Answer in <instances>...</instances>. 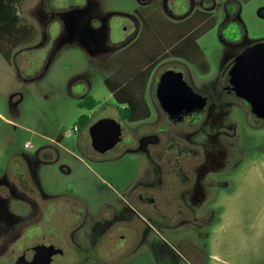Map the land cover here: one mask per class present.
<instances>
[{
  "label": "flooded vegetation",
  "instance_id": "1",
  "mask_svg": "<svg viewBox=\"0 0 264 264\" xmlns=\"http://www.w3.org/2000/svg\"><path fill=\"white\" fill-rule=\"evenodd\" d=\"M247 3L39 0L37 8L51 24L48 37L120 57L112 75L123 71L145 88L150 117L132 121L124 117V103L116 100L114 114L99 110L98 101L94 107L85 105L87 88L79 95L81 108L90 112L74 128L79 131L77 144L89 159L107 164L105 179L118 185L112 197L72 199L46 189L40 169L59 160V142L42 146L34 155L21 150L10 156L0 175V264H16L26 250L44 253L51 246L61 250L51 264H139L142 251L152 264H210L214 227L230 205L218 192L237 167L234 144L228 142L229 153L219 137L235 138L237 123L221 120L232 107H243L250 127L264 130V111L254 112L233 82L239 55L264 44V35H248L243 17ZM259 13L264 16V6ZM214 29L223 45L222 64L217 77L208 80L201 40ZM169 71L182 73L193 93L166 107L158 89ZM262 97L264 101V92ZM17 105V98L11 100L14 114ZM106 117L118 120L123 133L120 142L101 152L93 145L91 127ZM125 158L144 164H128L126 170L110 165Z\"/></svg>",
  "mask_w": 264,
  "mask_h": 264
},
{
  "label": "rangeland",
  "instance_id": "2",
  "mask_svg": "<svg viewBox=\"0 0 264 264\" xmlns=\"http://www.w3.org/2000/svg\"><path fill=\"white\" fill-rule=\"evenodd\" d=\"M38 3L24 0L20 10L23 18L36 27L35 39L19 47L10 63L0 54V175L16 152L34 155L42 146L59 142V160L40 169L46 189L65 192L72 199L112 197L118 185L114 182L113 187L106 180L107 164L92 161L79 150V131L74 128L80 125V117L90 112L80 106L79 95L85 88L99 102V110L115 114L118 105L105 78L112 75L120 57L98 54L78 41L48 37L51 24H47V13L37 8ZM263 6L264 0H248L244 5L243 17L251 38L264 35V16L259 13ZM201 43L209 65L204 79L213 80L222 64L223 45L215 29ZM16 98L14 114L11 100ZM221 121L237 123L235 138L219 136L223 150L231 151L228 142L234 144L237 167L218 192L230 205L214 227L216 244L210 264H264V130L250 127L243 107H232ZM68 131L72 132L70 137L66 136ZM28 141L33 145L30 148L25 147ZM128 164L140 166L144 160L125 158L110 165L126 170ZM139 264H152L143 251Z\"/></svg>",
  "mask_w": 264,
  "mask_h": 264
},
{
  "label": "water",
  "instance_id": "3",
  "mask_svg": "<svg viewBox=\"0 0 264 264\" xmlns=\"http://www.w3.org/2000/svg\"><path fill=\"white\" fill-rule=\"evenodd\" d=\"M233 82L238 91L253 104V111L262 115L264 111V44L259 43L239 55L233 69ZM179 82V83H178ZM193 90L183 80L180 72L169 71L164 74L158 89L160 101L166 106L173 100L192 95ZM167 107V106H166ZM121 123L110 117L102 118L91 127L94 147L104 152L113 148L122 139ZM54 246L42 253L35 249L26 250L16 264H51L54 254L60 252Z\"/></svg>",
  "mask_w": 264,
  "mask_h": 264
},
{
  "label": "trees",
  "instance_id": "4",
  "mask_svg": "<svg viewBox=\"0 0 264 264\" xmlns=\"http://www.w3.org/2000/svg\"><path fill=\"white\" fill-rule=\"evenodd\" d=\"M24 0H0V54L10 63L16 50L32 42L37 34L36 27L26 21L20 13ZM149 74L143 77L147 83ZM105 82L114 98L126 104L124 117L132 121H142L150 117V107L145 98V88L123 71L108 76ZM141 83V82H140ZM97 100L90 95L85 105L96 106Z\"/></svg>",
  "mask_w": 264,
  "mask_h": 264
},
{
  "label": "built area",
  "instance_id": "5",
  "mask_svg": "<svg viewBox=\"0 0 264 264\" xmlns=\"http://www.w3.org/2000/svg\"><path fill=\"white\" fill-rule=\"evenodd\" d=\"M30 144V142H27V145ZM31 145V144H30Z\"/></svg>",
  "mask_w": 264,
  "mask_h": 264
},
{
  "label": "crops",
  "instance_id": "6",
  "mask_svg": "<svg viewBox=\"0 0 264 264\" xmlns=\"http://www.w3.org/2000/svg\"><path fill=\"white\" fill-rule=\"evenodd\" d=\"M111 92V91H110ZM111 94H112V92H111Z\"/></svg>",
  "mask_w": 264,
  "mask_h": 264
}]
</instances>
